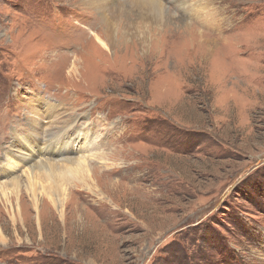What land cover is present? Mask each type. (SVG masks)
<instances>
[{"label":"rangeland","instance_id":"rangeland-1","mask_svg":"<svg viewBox=\"0 0 264 264\" xmlns=\"http://www.w3.org/2000/svg\"><path fill=\"white\" fill-rule=\"evenodd\" d=\"M161 11L0 0V264H264V0Z\"/></svg>","mask_w":264,"mask_h":264},{"label":"bare ground","instance_id":"bare-ground-1","mask_svg":"<svg viewBox=\"0 0 264 264\" xmlns=\"http://www.w3.org/2000/svg\"><path fill=\"white\" fill-rule=\"evenodd\" d=\"M137 1H138V5L142 7L144 10L150 12L153 11L157 13L162 12L161 0H137ZM35 119L36 118H34L33 120ZM31 120L32 119L30 118V126H34ZM70 130L72 129H68L63 134L59 135L58 138H56L58 132H51L48 135H44L42 139L36 137L32 142L28 143V147H33L34 148L33 151H35L37 156L36 157L31 156L30 158H32L35 161L37 160L41 161L43 159L48 160L51 159V157L54 158V156H58L59 158H61L60 161H65L70 159L68 158V155H70V149L68 148V146L72 140L71 138L72 136L68 135ZM33 132L39 134L38 132H36V130H32L31 133H29V135H33ZM37 139L41 141L40 142L41 147L37 146L36 143L34 142ZM37 147L38 150L36 149ZM48 150H53L54 152L52 153ZM32 159H30L29 161H31ZM47 169L49 174L53 176L54 183L57 184V179H60V181H66V178H73L75 176L77 179V177H81L83 173H87L89 168L86 160L75 159L72 167L66 168L63 171H59L57 174H56V170L58 169H56V166L49 165ZM12 194H14L15 197L17 196L15 192H12ZM63 194H65V192H63ZM55 196L57 199H51L48 197L47 198L54 209L59 210V212H62L63 206L65 205V199L57 196V193H55ZM35 199H36L35 195H33L32 202L34 203V207L37 206Z\"/></svg>","mask_w":264,"mask_h":264}]
</instances>
